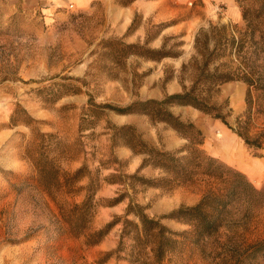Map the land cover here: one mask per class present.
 <instances>
[{
  "label": "rangeland",
  "instance_id": "rangeland-1",
  "mask_svg": "<svg viewBox=\"0 0 264 264\" xmlns=\"http://www.w3.org/2000/svg\"><path fill=\"white\" fill-rule=\"evenodd\" d=\"M130 1L114 0L118 6ZM167 3L175 7V13L166 19L136 13L124 33H115L112 29L118 23L111 22L112 7L101 3L81 8L67 2L46 9L40 0H0V264H264V206L254 207L250 216L237 224L220 228V239L201 245L182 239L159 262L137 257L139 251L127 236L121 251L104 257L118 245L120 222L98 243H84L87 233L115 216H123L129 199L143 205L147 215L159 216L193 205L205 188L203 180L168 191L138 182L131 187L126 174L157 177L162 172L150 165L137 171L143 155L132 153L119 140L113 141L114 125L132 124L146 142L169 150L186 139L162 121H151L141 113L105 108L97 118L84 115L93 118L94 124L92 119L83 122L81 111L87 107L89 95L96 103L124 106L133 100L161 99L195 85L193 94L221 106V112H228L226 120L234 125L245 107L246 83L233 79L209 84L198 78L204 66L203 54L213 49L217 37L221 40H216V50L222 54L209 61L208 70L244 66L264 81V43L259 39L264 11L261 15L256 12L260 0H236L238 19H229L227 6L218 0H194L187 8L171 0ZM140 24L141 38L128 40L126 35ZM252 28L255 37L251 40L247 36L238 56L235 48L224 45L223 33L227 37L233 33L237 39ZM131 44L134 46H128ZM151 50L166 55L158 58ZM171 80L174 88L172 83L169 86ZM53 81L70 82L79 86V91L45 102L35 89ZM16 103L31 116L29 123L20 119L11 123ZM167 108L201 130V148L206 154L239 169L256 187L264 188V148H248L220 119L191 104L174 103ZM255 125H264V115L258 116ZM41 143L49 145L40 148ZM41 149L57 158L62 172L70 174L85 166L72 186L74 193L66 191V186L52 188L50 193L42 188L32 161ZM89 176L97 181L93 216L82 234L73 235L64 221L65 214L83 198ZM121 193L126 196L111 203ZM127 218L137 220L132 214ZM161 222L177 231L190 228L171 218ZM224 241L227 243L221 245ZM257 243L262 247L248 258L245 252Z\"/></svg>",
  "mask_w": 264,
  "mask_h": 264
},
{
  "label": "trees",
  "instance_id": "trees-1",
  "mask_svg": "<svg viewBox=\"0 0 264 264\" xmlns=\"http://www.w3.org/2000/svg\"><path fill=\"white\" fill-rule=\"evenodd\" d=\"M260 2L261 7L256 9V12L260 13L259 15L264 11V0H260ZM242 16L245 20L247 19L244 11ZM222 26L224 28V25ZM254 31L252 28L249 33L243 32V35H240L237 39L233 33L228 37L223 33L224 45H229L230 49L235 48L234 53L238 56L239 50L244 46L245 39L249 37L253 40L255 37ZM202 36L206 41L207 36L203 34ZM215 39L218 42L221 40L220 37ZM259 39L264 43V30L260 31ZM216 40L213 49L203 54V56L206 55L204 66L201 68L198 78L209 84H219L233 79H239L246 83L245 107L235 117L234 125L229 124L226 120L228 112H221V106L210 104L204 98L202 99L197 94H193L196 88L195 85L189 89L184 88L181 92L167 94L161 99L133 100L124 106L107 102L96 103L91 95L88 96V105L81 111V121L83 122L92 119L91 124H94L95 121L90 117L97 118L99 111L105 108L117 113H141L147 115L151 121H162L186 139L184 144L169 150L146 142L132 124L114 125L111 131L113 141L119 140L122 144L128 146L132 153L143 155L137 171L150 165L162 172V175L157 177H145L136 172L126 174L131 181V187L135 182H138L141 185L160 187L168 191L177 186L192 185L200 180L205 183V188L196 203L189 206H179L159 216L147 215L144 212L143 205L129 199L123 216H115L114 219L107 221L102 227L87 233L85 236V244H96L115 223H121L122 228L118 245L114 250L111 249L104 254L106 259L111 257L113 253L123 249V238L127 236L132 241V246L139 251L137 257H148L155 262H159L168 251L175 249L182 242V239L197 244L207 243L212 239H220V228H228L231 224H237L241 219L248 218L254 207L264 206V188L256 187L246 174L239 169L216 156L206 154L201 148L203 143L201 130L193 122L179 119L167 108V105L174 103L191 104L212 117L220 119L223 124L241 138L248 148L255 150L264 148V125L260 127L255 125L258 116L264 115V81H262L260 75L255 76L252 69L248 70L244 66L232 68L227 65L226 70H221L216 66L212 70H208L209 61L222 54L216 50L218 48ZM195 41L198 42V36H196ZM236 41V46H233ZM257 42L255 41V43ZM128 46L133 47L134 45ZM151 51L156 52L158 58L166 55L158 50ZM231 51L233 50H229V52ZM60 78L64 79L65 76ZM77 91H79V86L65 81H53L48 85L35 89V93L48 103L56 101L67 92ZM84 115H90V117L87 118ZM30 118L31 116L25 108L16 103L10 114L11 123L14 124L15 121L20 119L27 124ZM40 134L43 137L45 135L44 133ZM41 144L43 145H39L40 148L49 145V143L45 146L44 143ZM39 151L37 157H33L32 161L37 172L38 182L42 188L50 193L52 188L61 189V187L66 186L69 188L66 191L74 193L75 190L72 186L85 171V166L77 168L70 174L62 172L55 156L44 154L43 149ZM110 181L118 182V180ZM96 188L97 181L89 176L84 186L83 198L67 210L64 221L68 225L71 234L79 235L87 229L94 212ZM125 196L126 194L121 193L115 196L111 203H116ZM129 214H132L137 220L127 218ZM162 218L175 219L188 224L190 228L182 231L173 230L161 222ZM220 243L225 245L227 242ZM251 247L245 252L246 256L255 254L262 246L257 243Z\"/></svg>",
  "mask_w": 264,
  "mask_h": 264
},
{
  "label": "crops",
  "instance_id": "crops-1",
  "mask_svg": "<svg viewBox=\"0 0 264 264\" xmlns=\"http://www.w3.org/2000/svg\"><path fill=\"white\" fill-rule=\"evenodd\" d=\"M193 1L194 0H171V2L182 3L185 8H187ZM218 1H222L227 6L226 9L230 12L228 17L229 19L239 18L240 11L235 6L236 0ZM67 2L81 8L90 7L94 3H101L103 5L112 7L111 22H116V24L118 23L117 26L112 29L115 33H124L127 27L131 25L133 17L136 13H140L142 17H146L147 15L152 14L159 20L166 19L167 17L175 13V7H169L167 0H131L126 6H118L117 4H115L114 0H40V5L43 8L52 9ZM202 6L206 8L208 5L207 3H204ZM142 30V24L137 25L136 27H134L133 31L126 35L127 39L130 41L138 40V38L140 39L141 36L138 35ZM158 43L159 42L157 41V44ZM170 83H172L171 86H173L174 88V81L171 80L169 82V86Z\"/></svg>",
  "mask_w": 264,
  "mask_h": 264
},
{
  "label": "bare ground",
  "instance_id": "bare-ground-1",
  "mask_svg": "<svg viewBox=\"0 0 264 264\" xmlns=\"http://www.w3.org/2000/svg\"><path fill=\"white\" fill-rule=\"evenodd\" d=\"M233 152V151H232ZM230 156H233L231 152H229Z\"/></svg>",
  "mask_w": 264,
  "mask_h": 264
}]
</instances>
